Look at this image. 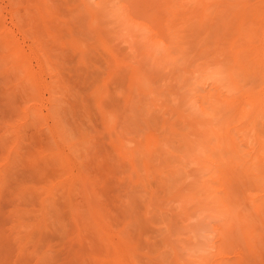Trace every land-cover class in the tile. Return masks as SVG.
Masks as SVG:
<instances>
[{"label": "rangeland", "instance_id": "374dc122", "mask_svg": "<svg viewBox=\"0 0 264 264\" xmlns=\"http://www.w3.org/2000/svg\"><path fill=\"white\" fill-rule=\"evenodd\" d=\"M0 27V264H264V0H0Z\"/></svg>", "mask_w": 264, "mask_h": 264}, {"label": "bare ground", "instance_id": "6f19581e", "mask_svg": "<svg viewBox=\"0 0 264 264\" xmlns=\"http://www.w3.org/2000/svg\"><path fill=\"white\" fill-rule=\"evenodd\" d=\"M110 1H111V0H110ZM142 1H143V0H142ZM199 1H200V0H199ZM113 2H114V1H113ZM153 2L155 3V1H153ZM201 2H204V1H201ZM111 3H112V2H111ZM141 3H142V2H141ZM141 3H140V5H141ZM143 3H144V2H143ZM147 3H148V0H147ZM156 3H158V2H156ZM218 3H219V2H218ZM105 4H106V3H105ZM149 4H150V3H149ZM152 4H153V3H151V6H152ZM230 4H231V3H230ZM113 5H116V4H113ZM144 5H145V3H144ZM182 5H183V4H182ZM87 6H88V5H87ZM118 6H119V5H118ZM129 6H130V5H129ZM142 6H143V5H142ZM146 6L150 8V5L148 6V5L146 4ZM207 6H208V5H207ZM207 6H206V7H207ZM91 7H92V6H91ZM91 7H90V8H91ZM120 7H121V6H120ZM124 7H125V6H124ZM88 8H89V7H88ZM104 8H105V7H104ZM247 8H248V7H247ZM247 8H246V10H247V12H248V9H247ZM100 9H101V8H100ZM115 9H116V8H115ZM122 9H123V8H122ZM124 9H125V8H124ZM128 9H129V8H128ZM117 10H118V9H117ZM126 10H127V9H126ZM207 10H208V9H207ZM244 10H245V9H244ZM246 10H245V11H246ZM128 11H129V10H128ZM128 11H127V12H128ZM144 11H145V10H144ZM127 12H125V13H127ZM251 12H252V11H251ZM254 12H255V11H254ZM96 13H98V12H96ZM113 13H114V12H113ZM123 13H124V12H123ZM142 14H143V13H142ZM147 14H148V13H147ZM158 14H159V13H158ZM233 14H234V13H233ZM237 14H238L237 17L239 18V17L241 16V14H239V13H237ZM250 14H251V13H250ZM255 14H256V13H255ZM128 15H129V14H128ZM239 15H240V16H239ZM245 15H247V13H246ZM161 16H162V15H161ZM247 16H249V13H248ZM250 16H251V15H250ZM250 16H249V17H250ZM5 17H6V16H5ZM17 17H18V16H17ZM17 17H16V18H17ZM114 17H115V16H114ZM116 17H117V16H116ZM118 17H120V16H118ZM121 17H122V16H121ZM249 17H247V18H249ZM258 17H259V16H258ZM96 18H98V17H96ZM256 18H257V17H256ZM256 18H255V19H256ZM17 19H18V18H17ZM153 19H154V18H153ZM241 19H243V18L240 17L239 20H241ZM1 20H2V17H1ZM95 20H96V19H95ZM97 20H98V19H97ZM105 20H107V19H105ZM108 20H109V18H108ZM119 20H120V18H119ZM123 20H124V19H123ZM186 20H187V19H185V21H186ZM244 20H246V19H244ZM244 20H241L242 23H243ZM247 20H249V19H247ZM200 21H201V20H200ZM203 21L206 22L205 20H203ZM203 21H202V22H203ZM235 21H237V20H235ZM235 21H234V22H235ZM249 21H250V20H249ZM14 22H15V21H14ZM120 22H121V21H120ZM128 22H129V21H128ZM246 22L248 23V21H246ZM246 22H245V24H246ZM4 23H5V22H4ZM94 23H95V22H94ZM129 23H130V22H129ZM165 23H166V22H165ZM237 23H238V22H237ZM259 23H260V22H259ZM107 24H109V23H107ZM122 24H123V23H122ZM125 24H127V23H126V19H125ZM131 24H133V22H132ZM142 24H143V23H142ZM142 24H141V25H142ZM239 24H240V23H238V25H239ZM14 25H15V24H14ZM20 25H21V24H20ZM202 25H203V24H202ZM236 25H237V24H236ZM92 26H93V25H92ZM133 26H134V25H133ZM145 26H147V25H145ZM239 26H241V28H242V24L239 25ZM106 27H107V26H106ZM124 27H125V26H124ZM127 27H128V25H127ZM169 27H170V26H169ZM174 27H175V26H174ZM203 27H205V25H204ZM233 27H234V26H233ZM0 28H1V27H0ZM5 28H6V27H5ZM22 28H23V27H22ZM146 28H148V27H146ZM150 28H151V27H150ZM150 28H149V29H150ZM164 28H165V27H164ZM184 28H186V27H184ZM200 28H201V26H200ZM236 28H237V27H236ZM244 28H245V27H244ZM132 29H133V28H132ZM132 29H131V30H132ZM143 29H145V28H143ZM206 29L208 30V26H207ZM239 29H240V27H239ZM247 29H248V28H247ZM251 29H252V28H251ZM251 29H250V30H251ZM4 30H6V29H4ZM160 30H161V29H160ZM185 30H186V29H185ZM200 30H202V29H200ZM231 30H232V29H231ZM241 30H243V29H241ZM241 30H240V31H241ZM248 30H249V29H248ZM257 30L260 31L259 29H257ZM2 31H3V30H2ZM152 31H154V30H152ZM233 31L236 32V30H232V32H233ZM240 31L238 30L237 32H240ZM253 31H254V30H253ZM261 31H262V30H261ZM5 32H6V31H5ZM19 32H20V31H19ZM122 32H123V31H122ZM156 32H157V31H156ZM205 32H207V31H205ZM243 32H245V29L243 30ZM250 32H251V31H250ZM250 32L248 33L247 30H246V34H245V36H248V37H249L248 34H252V33H250ZM256 32H257V31H256ZM1 33H2V32H1ZM6 33H7V32H6ZM8 33L10 34L9 31H8ZM8 33H7V34L4 33L5 36L8 35ZM152 33H153V32H152ZM154 33H155V31H154ZM247 33H248V34H247ZM257 33H258V32H257ZM131 34H132V33H131ZM157 34H158V33H157ZM226 34H227V33H226ZM233 34H234V33H233ZM237 34H239V33H237ZM241 34H242V33H240V35H241ZM109 35H112V34H109ZM126 35H127V34H126ZM128 35H129V34H128ZM152 35H153V34H152ZM3 36H4V35H3ZM113 36H114V35H113ZM121 36H122V35H121ZM133 36H134V35H133ZM140 36H141V35H140ZM153 36H155V35H153ZM233 36H234V35H233ZM250 36H251V35H250ZM10 37H11V36H10ZM10 37L7 36L6 38H10ZM6 38H5V39H6ZM12 38H13V37H12ZM128 38H129V37H128ZM131 38H132V36H131ZM150 38H151V37H150ZM154 38H155V37H154ZM223 38H224V37H223ZM223 38H222V39H223ZM235 38H236V37H235ZM2 39H4V38H1L0 40H2ZM205 39H207V38H205ZM231 39H232V38H231ZM10 40H11V39H10ZM10 40L7 39L5 42L8 41L7 44L10 45V44H11V43H9ZM166 40H167V39H166ZM244 40H245V38L243 39V41H244ZM131 41H132V40H131ZM137 41H138V40H137ZM147 41H148V39H147ZM160 41H162V40H160ZM218 41H220V40L217 39L216 42H218ZM236 41H237V40H234L235 43H236ZM245 41H246V40H245ZM10 42H11V41H10ZM12 42H13V40H12ZM135 42H136V41H135ZM220 42H221V41H220ZM220 42H218V44H219ZM230 42H231V41H230ZM237 42H238V41H237ZM13 43H14V42H13ZM13 43H12V44H13ZM102 43H103V42H102ZM133 43H134V42H133ZM154 43H155V42H154ZM231 43H232V42H231ZM263 43H264V42H263ZM15 44H16V42H15ZM146 44H147V43H146ZM216 44H217V43H216ZM218 44H217V45H218ZM233 44H234V43H233ZM104 45H105V44H104ZM155 45H156V44H155ZM220 45H221V44H220ZM220 45H219V46H220ZM1 46H2V45H1ZM10 46L13 47V45H10ZM15 46H16V45H14V47H15ZM167 46H168V45H167ZM219 46H218V48H219ZM262 46H264V45H262ZM7 47H9V46H7ZM11 47H10V49H11ZM131 47H132V46H131ZM162 47H163V46H162ZM208 47H209V45H208ZM258 47H259V46H258ZM157 48H158V47H157ZM165 48H166V47H165ZM203 48H204V46H203ZM12 49H13V48H12ZM15 49H17V48H15ZM167 49H168V48H167ZM219 49H220V48H219ZM254 49H255V48H254ZM13 50H14V49H13ZM135 50H136V49H135ZM239 50H240V49H239ZM260 50H261V51H260V53H259V56H260V55L262 56V59H261V60L264 62V56H263V54H261L264 50H263V48H261ZM11 51H12V50H11ZM201 51H202V50H201ZM157 52H158V51H157ZM161 52H163V51H161ZM164 52H166V51H164ZM164 52H163V53H164ZM238 52H239V51H238ZM244 52H246V51L244 50ZM258 52H259V50H258ZM241 53H242V50H241V52H239V54L241 55ZM263 53H264V52H263ZM15 54H16V52H15ZM19 54H20V53H19ZM19 54H18V55H19ZM255 54H257V52H256ZM12 55H13V54H12ZM162 55H163V54H162ZM235 55H237V53H236ZM13 56H14V55H13ZM16 56H17V55H16ZM241 57H242V56H241ZM237 58H240V56L238 55ZM15 59H16V58H15ZM169 59H170V58H169ZM169 59H168V60H169ZM10 60H11V59H10ZM165 60H166V59H165ZM237 60L239 61V59H237ZM4 61H5V59H4ZM5 62H6V61H5ZM36 62H37V61H36ZM167 62H168V61H166V63H167ZM236 62H237V61H236ZM254 62H255V61H254ZM156 64H157V63H156ZM263 64H264V63H263ZM163 65H165V64H163ZM241 65H242V64H241ZM258 65H259V64H258ZM22 66H23V65H22ZM153 67H154V66H153ZM249 67H250V66H249ZM12 68H13V66H12ZM26 68H27V67H26ZM167 68H168V67H167ZM247 71H248V70H247ZM16 72H17V71H16ZM139 72H140V71H139ZM240 72H241V71H240ZM259 72H260V71H259ZM38 73H39V72H38ZM137 73H138V72H137ZM138 74H139V73H138ZM241 74H242V73H241ZM50 75H51V74H50ZM134 75H135V73H134ZM245 75H246V74H245ZM10 76H11V75H10ZM55 76H56V75H55ZM239 76H240V74H239ZM24 77H25V76H24ZM39 77H40V76H39ZM50 77H51V76H50ZM37 78H38V77H37ZM136 79H137V78H136ZM34 80H35V79H34ZM135 81H136V80H135ZM230 81H231V80H230ZM11 82H12V81H11ZM54 82H55V81H54ZM58 82H59V81H58ZM14 83H15V82H14ZM32 84H33V83H32ZM142 84H143V82H142ZM144 84H145V83H144ZM29 86H30V85H29ZM41 87H42V86H41ZM46 89H47V88H46ZM17 90H18V89H17ZM37 91H38V90H37ZM100 94H101V93H100ZM31 95H32V94H31ZM95 95H96V94H95ZM40 96H41V95H40ZM262 96H263L262 94H259V95L257 94V95H255L253 98H251V100L249 99L250 103L253 104V107H252L253 110H251V111H249V112H246V117H247L248 113H249L248 118H249L250 116H252L253 114H255L256 118H258V117H260L262 114H264V99L262 98ZM95 97H96V96H95ZM35 98H36V97H35ZM38 98H39V97H38ZM97 98H98V97H97ZM30 99H32V98H30ZM55 99H56V98H55ZM222 103H223V102H222ZM215 104H216V103H215ZM232 105H233V104H232ZM43 107H44V106H43ZM28 108H29V107H28ZM28 108H27V109H28ZM257 108H258V109H257ZM245 109H246V108H245ZM32 110H33V109H32ZM239 110H241V109H239ZM246 110H247V109H246ZM256 110H258V111L256 112ZM17 111H18V110H17ZM59 111H60V110H59ZM24 112H25V111H24ZM243 112H244V111H243ZM26 113H27V112H26ZM22 114H23V113H22ZM33 114H34V113H33ZM59 115H60V114H59ZM24 116H25V115H24ZM230 116H232V115H230ZM263 116H264V115H263ZM62 117H63V116H62ZM228 118H229V117H228ZM256 118H255V119H256ZM226 120H227V119H226ZM19 121H20V120H19ZM16 122H17V121H16ZM224 122H225V121H224ZM228 122H230V121L228 120ZM229 124H231V123H229ZM229 124H228V125H229ZM16 130H17V129H16ZM224 134H225V133H224ZM80 137H83V136H80ZM152 137H153V136H150V140H151ZM67 138H68V137H67ZM87 138H88V137H87ZM82 139H83V138H82ZM150 140H149V141H150ZM154 141H156V138H153V139L150 141V145L153 144ZM231 141H232V140H231ZM15 143H16V142H15ZM88 143H89V142H88ZM226 143H227V142H226ZM231 143H232L233 145H235V144H234V141H232ZM83 144H84V143H83ZM147 144H148V143H147ZM155 146H156V143H155ZM151 147H154V145H151ZM157 147H158V146H157ZM157 147H156V148H157ZM51 148H52V147H51ZM135 149H136V148H135ZM60 151H61V150H60ZM230 151H231V150H230ZM238 152H239V151H238ZM238 152H237V153H238ZM62 153H63V152H62ZM149 153H150V152H149ZM134 154H135V153H134ZM152 154H153V153H152ZM135 156H136V155H135ZM235 156H236V155H235ZM148 157H149V156H148ZM134 158H135V157H134ZM150 158H151V157H150ZM236 158H237V156H236ZM8 159H9V158H8ZM196 160H197V159H196ZM197 161H198V160H197ZM11 162H12V161H11ZM142 162H143V161H142ZM193 162H194V161H193ZM209 162H210V161H209ZM4 168H5V167H4ZM137 168H138V167H137ZM261 174H262V173H261ZM259 177H260V176H259ZM88 183H89V182H88ZM203 183H204V182H203ZM200 184H201V183H200ZM203 185H204V184H203ZM206 186H208V185H206ZM211 186H212V185H211ZM198 187H199V186H198ZM210 188H211V187H210ZM212 189H213V188H212ZM198 192H199V191H198ZM193 193H194V192H193ZM211 193H212V192H211ZM189 194H190V192H189ZM208 194H210V193H208ZM185 195H186V194H185ZM214 195H215V194H214ZM210 196H212V195H210ZM204 197H205V196H204ZM197 199H198V198H197ZM213 199H214V198H213ZM188 201H189V200H188ZM191 201H192V200H191ZM197 201H198V200H197ZM218 202H219V201H218ZM195 203H196V202H195ZM200 203H201V202H200ZM213 204H214V203H213ZM197 205H198V204H197ZM257 208H258V207H257ZM186 213H187V212H186ZM235 215H236V214H235ZM238 219H239V218H238ZM244 219H246V218H244ZM230 226H231V225H230ZM230 228H232V227H230ZM230 228H229V229H230ZM245 229H246V228H245ZM247 230H248V229H247ZM227 232H228V231H227ZM229 232H230V231H229ZM232 233H233V232H232ZM247 233H248V232H247ZM234 235H235V234H234ZM231 239H232V238H231Z\"/></svg>", "mask_w": 264, "mask_h": 264}]
</instances>
